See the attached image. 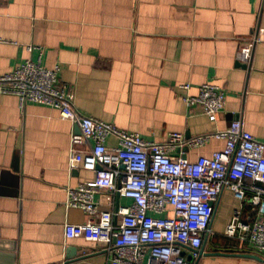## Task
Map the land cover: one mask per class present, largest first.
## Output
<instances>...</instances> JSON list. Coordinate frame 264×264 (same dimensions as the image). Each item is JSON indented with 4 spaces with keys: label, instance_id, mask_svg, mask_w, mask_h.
Returning <instances> with one entry per match:
<instances>
[{
    "label": "crops",
    "instance_id": "1",
    "mask_svg": "<svg viewBox=\"0 0 264 264\" xmlns=\"http://www.w3.org/2000/svg\"><path fill=\"white\" fill-rule=\"evenodd\" d=\"M254 37L243 66L238 51ZM29 59L59 68L58 86L81 113L148 141L166 143L172 132L190 139L237 118L264 140V0H0V75ZM207 82L227 94L215 117L189 110L179 87L190 83L196 95ZM93 144L58 109L0 93V264H111L99 242L66 237L67 223L90 219L67 206L69 188L94 178L71 165V151ZM224 146L213 139L172 155L195 161ZM95 200L102 210L132 203L107 190ZM236 205L225 190L202 252L185 249L190 264H264L254 257L264 254L225 233Z\"/></svg>",
    "mask_w": 264,
    "mask_h": 264
},
{
    "label": "built area",
    "instance_id": "2",
    "mask_svg": "<svg viewBox=\"0 0 264 264\" xmlns=\"http://www.w3.org/2000/svg\"><path fill=\"white\" fill-rule=\"evenodd\" d=\"M258 41V37L245 41L239 62L251 61ZM58 82V67L48 69L40 59H29L0 75V93L18 96L22 106L33 102L58 109L79 128L82 139L94 142L84 152L71 151V165L82 164L94 178L69 188L67 206L84 211L90 219L67 223V238L83 235L99 242L110 253L111 264H190L183 252L199 254L196 250L205 236L213 233L215 205L227 190L237 205L226 235L264 254V140L248 131L242 118L226 129L190 139L172 132L166 143L152 142L84 115L75 107L74 93ZM179 87L186 91L183 100L189 110L200 107L215 117L226 106L227 94L219 85L203 83L196 95L189 93L190 83ZM112 136L117 145L110 147L107 140ZM213 139L223 140L225 146L210 156L192 161L183 153L172 155L176 149L202 147ZM100 190L132 203L102 210L95 200Z\"/></svg>",
    "mask_w": 264,
    "mask_h": 264
},
{
    "label": "water",
    "instance_id": "3",
    "mask_svg": "<svg viewBox=\"0 0 264 264\" xmlns=\"http://www.w3.org/2000/svg\"><path fill=\"white\" fill-rule=\"evenodd\" d=\"M241 64H242V63H241ZM242 65H243V66H246L245 64H242ZM196 251H198L199 254L202 252V250H196ZM183 254L186 256V252H185V251L183 252ZM250 256H253V255H250ZM254 257H257L261 262L264 263V258L259 257V256H257V255H255ZM188 258L191 260V259L193 258V256H192V255H189Z\"/></svg>",
    "mask_w": 264,
    "mask_h": 264
}]
</instances>
